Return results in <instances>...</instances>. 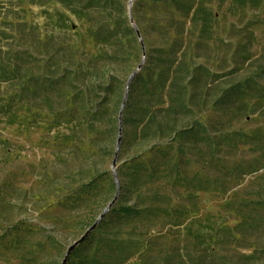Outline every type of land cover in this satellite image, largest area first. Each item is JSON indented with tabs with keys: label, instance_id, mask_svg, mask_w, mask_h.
<instances>
[{
	"label": "rangeland",
	"instance_id": "rangeland-1",
	"mask_svg": "<svg viewBox=\"0 0 264 264\" xmlns=\"http://www.w3.org/2000/svg\"><path fill=\"white\" fill-rule=\"evenodd\" d=\"M96 224L68 264H264V0H0V264Z\"/></svg>",
	"mask_w": 264,
	"mask_h": 264
},
{
	"label": "water",
	"instance_id": "water-1",
	"mask_svg": "<svg viewBox=\"0 0 264 264\" xmlns=\"http://www.w3.org/2000/svg\"><path fill=\"white\" fill-rule=\"evenodd\" d=\"M139 35H140V33H139ZM107 211L100 217V219L98 220L97 224L105 217V215L108 213ZM97 224L94 225L92 228H90L87 231V233L79 241H77L74 245H72L69 248L63 264H68L69 263V260L71 258V255L73 254V252L89 237V235L92 233V231L96 228Z\"/></svg>",
	"mask_w": 264,
	"mask_h": 264
},
{
	"label": "trees",
	"instance_id": "trees-1",
	"mask_svg": "<svg viewBox=\"0 0 264 264\" xmlns=\"http://www.w3.org/2000/svg\"><path fill=\"white\" fill-rule=\"evenodd\" d=\"M122 211L125 212V213H127V214H131L133 212H139V211H136L133 208H122ZM120 255H121V257H123V254H120Z\"/></svg>",
	"mask_w": 264,
	"mask_h": 264
}]
</instances>
